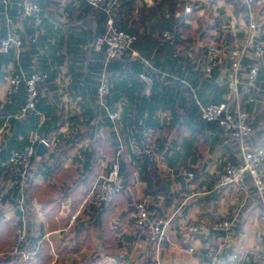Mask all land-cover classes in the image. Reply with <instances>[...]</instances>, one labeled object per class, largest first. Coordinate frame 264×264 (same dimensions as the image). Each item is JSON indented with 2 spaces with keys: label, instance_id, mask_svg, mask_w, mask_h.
<instances>
[{
  "label": "trees",
  "instance_id": "16d2710c",
  "mask_svg": "<svg viewBox=\"0 0 264 264\" xmlns=\"http://www.w3.org/2000/svg\"><path fill=\"white\" fill-rule=\"evenodd\" d=\"M37 1L44 8L45 4L48 5L47 2L50 1L55 4V9L49 11L47 15H45L46 10L42 9L43 20L40 26L42 30L36 38L33 37L36 29L33 20L27 17L21 19L18 4L9 9L6 7L9 3L0 2V10H5L14 23L21 25L18 31L24 41V48L18 59L14 58L13 49L8 55L0 52V84L4 83L6 76L12 72L9 69L3 70V66L9 61L14 63L15 72L28 75L43 72L48 75L44 95L39 93L35 108L26 115L16 114L25 99L24 82L19 92L7 97L6 103L0 106V127L8 121L11 132L0 147V158L6 159L12 150L19 149L26 144L27 140L20 141L19 137L26 138L30 132L53 128L61 118L59 113L61 94L56 88L54 78L59 73L60 66L66 64L71 76L70 93L73 96H81L80 109L70 114L68 121L72 127H78V129L83 127L82 132L72 134L67 140L74 143L88 139L89 146L77 157L81 167L65 175L69 182L61 192L64 194L69 192L77 183L89 187L94 180L93 172L97 168L98 160L107 156L116 158L123 188L113 206L88 203L81 209L82 215L88 217L83 219L77 215L70 226H68L70 215L60 216L58 214L60 204L51 203L52 199L47 202L45 218L49 221V230H54L58 226H68L66 234L70 235V240H74L73 251L75 252L81 249L85 241L90 246L92 232H96L98 240L105 246L114 244L119 249L122 245L121 241L134 242L140 238L138 237L140 234L125 233L119 237L120 242L117 241L109 227L110 218L114 214V206L119 205V211L114 215L119 216L121 221L133 213L135 200L129 188L134 185L136 177L145 182L150 196L154 197L158 194V189L155 188L158 163L150 160L149 156L143 152L135 153L131 141H135L142 148L144 142L150 141L151 132L154 130L164 126H177L188 132L191 141L202 140L201 132L206 130L216 137L222 136L231 148L234 151L238 150L239 153L236 138L225 132L217 121H206L200 116L201 106L225 100L224 96L228 93L231 60L229 63L226 59L225 64L223 62L214 67L211 75L204 77L198 70L186 64L188 60H181V56H172L174 49L187 47L190 42H193L191 39L194 37L198 38H195L197 43H202L207 31L203 21H200L194 33L196 36L188 34L186 40L182 39L181 35L189 31V24L184 22L182 16L177 17L176 13L180 12L181 15L185 13V0H153L151 5H147L144 0H116L110 13L103 8L96 9L85 1ZM112 1L107 0L106 5ZM7 16L0 13V39L8 36L10 25L6 27ZM109 17H112L114 26L118 29L137 35L133 49L139 52V57L106 62L105 50L94 49L93 42L96 37L106 33ZM166 29L174 31V35L169 40H164L161 35ZM260 36L263 37L259 34ZM248 63L243 58L242 73L248 71L252 61ZM164 66H168L170 72L164 69ZM103 67L108 71V80L111 84L105 105L113 110L121 108V130L118 133L114 130V123L107 115L106 107L101 106L98 101L96 85L98 73ZM142 72L149 73L154 78L149 95L144 93L145 85L139 76ZM221 72H225L227 79L222 78ZM263 74L264 71L259 70L255 87H246L245 92L240 90L237 103L247 114L256 105L259 95L256 87L260 78L261 86H264ZM230 103L234 106L233 101ZM163 113H166L169 119ZM40 114L44 115L42 122L38 121ZM247 121L253 126L248 137L250 140L256 134V123L250 121L249 114ZM100 128L106 129V139L97 135ZM208 140L213 143L214 138L209 137ZM153 142L160 158L158 150L164 145L155 140ZM168 151L169 149L166 152ZM227 160L236 163L239 157L237 160ZM39 161L40 157L35 155L32 160L34 174H36L35 167L38 166ZM2 174L5 176L3 180H7L9 174L5 173L4 169H0V179ZM10 179L14 184L4 203L15 204L14 198L18 195L16 177L12 175ZM242 181L252 183L248 173L244 174ZM82 199L83 196L80 197L81 201ZM16 211L19 212L18 217H20L22 212ZM20 225V218L13 225L9 222H0V250L15 244L16 230ZM61 231L65 233V229ZM52 249L56 250V245L45 239L43 231L30 226L27 227L24 239L18 244L20 252L1 256L0 264L11 262H14L13 264H59L53 261ZM23 254L27 255L24 259H22ZM95 257L96 255H92L86 264H91ZM214 264H226L224 254L221 253Z\"/></svg>",
  "mask_w": 264,
  "mask_h": 264
},
{
  "label": "crops",
  "instance_id": "0c3cea01",
  "mask_svg": "<svg viewBox=\"0 0 264 264\" xmlns=\"http://www.w3.org/2000/svg\"><path fill=\"white\" fill-rule=\"evenodd\" d=\"M18 1L11 0L5 6L10 9L18 4ZM144 1L147 5L153 3V0ZM255 1L257 8L256 19L259 27L256 39L261 40L262 37H259V34L264 27V0ZM47 4H45V8L42 6L44 11L46 10V15L49 11L55 9L54 3L48 1ZM190 4L192 5L190 13L185 12L183 15L180 12L176 13L177 17L182 16L184 22L189 24V31L181 35L182 39L186 40L188 34L196 36L194 33L199 27L200 21H203L207 31L202 43H197L196 39L198 38L194 37L191 39L193 42H190L187 47H180L184 51L180 59L188 60L186 64L194 68L192 61L196 57L204 55L205 46L209 42L216 41L222 43L225 48L224 64L226 59L230 63L232 55L240 51L244 53V61L250 64L252 61V48L245 42L246 21L239 5H235L233 0H190ZM0 13H4L7 16L5 10H0ZM7 17L8 19L5 21L6 27H8L9 22L14 21L9 16ZM137 57H139V52ZM8 69L14 71V63L12 61L3 66L4 71ZM164 69L170 72L168 66H164ZM261 70L264 71V63ZM58 72L65 75L69 88L71 76L67 65H61ZM221 74L223 79H227L225 72H221ZM244 74L243 72L242 80H244ZM262 78L264 83V74ZM261 82L260 78L256 87V92H259L256 105L248 113L250 121L256 123V134L248 141L253 148L264 150V86H261ZM5 89V82L1 83L0 106L7 101ZM241 90L246 91L244 82L241 83ZM64 103L65 95L61 94L60 116ZM43 120L44 115L40 114L38 121L42 122ZM71 129L72 125L68 119L61 116L53 128L30 132L26 138L21 136L19 140L23 141L26 139V143H29L33 136L37 134L40 137L49 138L52 142L51 147H45V151L39 156L40 163L35 167L36 174L31 186L33 189L34 186L46 179L51 183V191L47 190L48 195L43 200L39 199V201L32 203L29 196L26 200L33 205L39 204L42 207L39 213L43 212V220L36 226L33 223L34 218H29L32 215V208L28 206L27 224L37 230H42L44 237L51 232L64 233L61 230L65 229V238L73 247L74 240L69 239L70 235L66 234V229L73 224L75 217H77V211L83 201V199L82 201L80 200V197L83 196L84 198V193L88 187L85 184L78 185L77 183L65 194L61 190L69 182L65 175L69 172L73 173V170L81 167L77 157L82 153L81 151L87 149L89 141L88 139H82L74 143L69 142L67 139L71 137ZM104 129L100 128L97 135L106 139L107 131L106 129L103 131ZM79 131L82 132L83 127H80ZM201 134L203 135L202 140L191 141L188 132L181 130L177 126H164L151 132L154 140L162 142L164 146L158 150L160 159L156 165L155 188L158 189V194L154 196L155 198L151 196L148 214L151 218L163 219L173 215L171 221L165 227L166 237L161 247L157 249L154 245L147 243L140 234L138 236L140 238L134 242L121 241L122 245L117 249L114 244L113 246H110V244L105 246L103 242L98 240L96 232H92L95 236L92 237L90 235V246L85 241L78 251V253L84 252L85 255L81 259H77L79 264H86L92 255H96L93 260L96 264H117L118 261L115 260V257L118 258L120 263L124 261L125 264H135L137 260L141 262L136 264H214L207 255L210 250H218L219 254H224L226 264H264V260L260 256L264 241L263 226L260 220V205L251 181H244L245 183L242 181L239 185L215 187L218 173L222 169L224 162L227 159L237 160L238 150L235 147L237 151H234L222 136L216 137L207 130L201 132ZM7 135H11L8 121L0 127V147ZM209 137L214 138L213 143H211L212 139L208 140ZM38 144L39 142H36L35 148ZM167 149H169L168 152H166ZM162 154L165 155L162 156ZM101 160L103 159L101 158L97 162V168L93 172V179L96 178L99 172L104 171L108 165L106 157L101 167H104V169L101 170L99 168ZM188 173H192L191 176ZM35 190L42 192V187L37 186ZM135 190L137 191L136 197L134 194ZM139 190L141 191L140 196ZM129 192L135 201H138L143 194H148L145 182L137 177L134 185L129 188ZM49 199H52L51 203L60 204L58 211L60 216L68 217L70 215L68 226H58L54 230H49V221L45 218ZM118 209L119 205L116 204L114 206V214L119 211ZM5 210H0V216L5 214ZM18 213L14 208V214L17 218L19 216ZM114 214L110 218L109 227L117 241L125 233L138 234L130 229L132 214L128 215L124 221H121V218ZM79 215L83 219L88 217L87 215H82V211ZM116 220L118 223L115 222ZM224 220H231L233 224L223 234H220L221 231L214 229V226L217 222ZM119 225H121L120 231L116 233L115 229L120 227ZM124 226L127 228H124ZM193 227L197 228V231L191 230ZM50 241L56 245V250L52 249L51 253L64 248L60 247L54 238ZM93 247L95 249H92ZM90 249L92 251L88 257ZM121 251H124V253ZM112 252H115V254H111ZM71 259V261H74L73 259L75 258L71 257Z\"/></svg>",
  "mask_w": 264,
  "mask_h": 264
},
{
  "label": "built area",
  "instance_id": "2783aa9c",
  "mask_svg": "<svg viewBox=\"0 0 264 264\" xmlns=\"http://www.w3.org/2000/svg\"><path fill=\"white\" fill-rule=\"evenodd\" d=\"M11 0H0V2L10 3ZM60 1V0H55ZM85 1L92 7L98 9L103 8L110 13L112 6L116 3L106 5L107 0H78ZM235 5H239L242 9L246 21L245 27V42L252 48L251 58L252 63L248 67V71L244 74L242 80L243 68V51L236 52L231 58V71L228 78V93L224 96L225 100L218 103H209L200 107V116L206 121H217L224 131L229 133L238 141L239 153L238 162L225 161L222 169L218 173L215 187H223L227 185H239L245 173H248L252 179L253 186L256 190V196L260 205V220L263 226V239H264V150L261 148H253L248 141L253 126L247 121L248 114L241 107L237 100L241 90V83L244 82L245 87H255L257 82L258 72L264 63V27L261 29L260 34L263 36L261 40H257L256 36L259 33L257 25V8L255 0H233ZM20 17L31 18L34 26L36 27L33 37L36 38L42 29H40L43 17L42 6L37 0H20L18 2ZM192 5L190 0L186 1L185 12L190 13ZM46 15V13H45ZM9 32L7 37L0 39V52L6 55L11 53L13 49L15 59L20 57L24 48V41L20 32L18 31L19 24L9 22ZM164 40H169L173 35V30H164L161 33ZM137 35L129 33L125 30H120L114 26L112 17L107 20V30L104 35H98L93 42L95 50H105V61L122 60L127 58H137L138 52L133 49V43L136 41ZM34 40V39H33ZM183 50L179 47L172 51L173 57H180ZM225 59V48L222 43L211 41L205 46L204 55L196 57L192 63L196 70H198L204 77H209L214 67L222 64ZM47 74L43 72H34L32 74H25L23 72L12 71L6 76L5 80V94L7 97L16 95L21 87L25 84V99L20 105L17 115H26L29 111L35 108L37 97L39 93L46 91ZM140 79L145 85L144 93L149 95L151 86L153 84V76L149 73H140ZM54 83L57 90L65 95V103L63 104L61 116L68 119L70 114L80 109L81 96H73L68 88L65 75L58 73L54 78ZM98 101L101 106L106 107L105 100L111 89V84L108 80V71L105 67L98 73ZM253 100V98H250ZM230 101L234 102L231 105ZM106 112L109 118L114 123V130L118 133L121 130V108L109 109L106 107ZM168 118L166 113H163ZM79 132L78 127H72L71 135ZM36 142L43 143L45 147H51L52 142L47 137H40L39 135L33 136L29 143L23 145L19 149L12 150L8 157L4 160L0 158V169H4L5 173L9 176L7 180H3L5 176L0 179V210L4 211L10 206L15 207L16 210L22 212L18 217L21 220V225L16 230V242L14 245L4 249L0 253V257L4 255H12L18 250V244L24 239V234L27 230V215L29 207L27 206V198L30 193V188L35 178L34 169L32 167L33 157L36 155L35 145ZM131 146L135 153L143 152L149 156L150 160L156 164L159 162V156L155 149V144L152 141L143 143L142 148L135 141H131ZM36 172V170H35ZM191 176L192 173H188ZM16 177V185L18 187V195L14 198L15 204L11 202L4 203L6 197L11 193L13 181L11 177ZM123 188L122 177L120 176L119 164L116 158H111L106 169L97 174L94 181L86 189L83 201L77 211L79 214L88 203L92 205L105 204L106 206H113L118 194ZM151 196L143 194L138 201L134 203V210L132 213V222L130 229L134 233H139L143 236L147 243L154 245L159 249L163 240L166 237L165 227L171 221L173 215L167 219L151 218L148 214ZM6 211V210H5ZM4 215V214H3ZM233 222L231 220H224L215 224L216 230L221 232L226 231ZM197 231V228L191 229ZM24 253V252H22ZM211 261L216 262L220 256L218 250H210L207 253ZM27 257L26 254H23ZM261 258L264 260V241L261 247Z\"/></svg>",
  "mask_w": 264,
  "mask_h": 264
},
{
  "label": "rangeland",
  "instance_id": "374dc122",
  "mask_svg": "<svg viewBox=\"0 0 264 264\" xmlns=\"http://www.w3.org/2000/svg\"><path fill=\"white\" fill-rule=\"evenodd\" d=\"M19 27H21L20 24H19ZM103 131H105V129ZM150 141H152V142L154 141V137L153 136L150 137ZM111 158H113V157L107 156V159H108L107 161H109V159H111ZM105 160H106V158H104L103 160L100 161V164H99L100 167L99 168L101 170L104 169V167L103 168H101V167H102L103 162ZM105 165H106V162H105ZM37 186L42 187V192H38L37 190H35L37 188ZM136 187H138V186H136ZM51 188L52 187H51V183L49 182V180H46V179H45V181L42 180V182L37 184L36 186H34L33 189L31 188L30 193H29V197H30L31 202L33 203V202L39 201V199H41V200L45 199L47 197V195H48L47 190L51 191ZM138 193H139V196H140L141 195V191L139 190ZM134 194H135V197H136V194H137L136 190L134 191ZM26 204H27V206H31V208H32V215L29 214L30 215L29 218H34V220L32 219L33 223L36 226H38L40 221L43 220V214H42L43 212L39 213V211H41L42 207L39 204L38 205H33L30 202H27ZM14 208L15 207H11V206L9 208H6L5 214L3 216H0V222H10L11 225L14 222V224H15V221L18 218L14 214ZM79 214H81V209H80ZM79 214H77V215H79ZM115 222L118 223L117 220ZM116 223H115V225H117ZM119 226L120 227H117L115 229L117 231L116 233H118L120 231L121 225H119ZM124 228H127V227L124 226ZM91 236L94 237L95 236L94 233H91ZM53 238L55 239L56 242L59 243L60 247H62V248L64 247L63 249L55 251V252L52 253L53 260L59 262V264H79L77 262L78 261L77 259H81L82 257H84L85 256L84 252L78 253V252L73 251V247L74 246L72 247L71 243H69V241L66 240L67 238H65V234L64 233H59V232H54L53 233V232H51L48 235H45V239L52 240ZM71 242H73V241H71ZM73 243H75V242H73ZM92 249H95V248L93 247ZM3 250H0V252L3 251ZM91 251L92 250L90 249V251L88 252V257L90 256ZM121 252H119V253H121ZM122 253H124V251ZM71 257L75 258V259H73L75 261V263H73L74 261H71L72 260ZM24 258H26V257L22 256V259H24ZM115 258H116L115 260L118 261L117 264H125L124 261H122V263H120L118 258L117 257H115ZM138 262H141V261L137 260V262H135V264L138 263ZM13 263L14 262H11L9 264H13ZM91 264H96V263L93 262Z\"/></svg>",
  "mask_w": 264,
  "mask_h": 264
},
{
  "label": "water",
  "instance_id": "95a60500",
  "mask_svg": "<svg viewBox=\"0 0 264 264\" xmlns=\"http://www.w3.org/2000/svg\"><path fill=\"white\" fill-rule=\"evenodd\" d=\"M44 151H45V145L43 143H39L36 147V151H35L36 155L41 156Z\"/></svg>",
  "mask_w": 264,
  "mask_h": 264
}]
</instances>
